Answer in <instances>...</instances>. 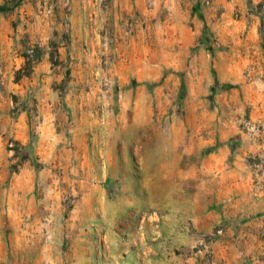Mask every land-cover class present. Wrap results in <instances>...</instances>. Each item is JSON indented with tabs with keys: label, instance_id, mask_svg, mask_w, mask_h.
Listing matches in <instances>:
<instances>
[{
	"label": "rangeland",
	"instance_id": "obj_1",
	"mask_svg": "<svg viewBox=\"0 0 264 264\" xmlns=\"http://www.w3.org/2000/svg\"><path fill=\"white\" fill-rule=\"evenodd\" d=\"M165 1L0 0V264L222 263L223 226L173 244L165 198L170 169L222 145L234 158L214 61L232 46L264 57V0L185 1L200 25L183 70L168 65L164 39L184 27ZM247 111L240 130L264 139ZM246 161L264 191V147ZM242 256L264 264V244Z\"/></svg>",
	"mask_w": 264,
	"mask_h": 264
},
{
	"label": "crops",
	"instance_id": "obj_2",
	"mask_svg": "<svg viewBox=\"0 0 264 264\" xmlns=\"http://www.w3.org/2000/svg\"><path fill=\"white\" fill-rule=\"evenodd\" d=\"M185 1L188 4L193 0H166L164 3L175 11V17L172 18L174 22L169 26L184 27V33L164 39L168 44V65L179 70H183L186 65L190 47L197 44L200 25L193 15L178 13L190 6ZM155 2L151 0L148 14L154 13ZM216 2L213 0L212 4ZM190 22L194 26H190ZM237 49L232 46L230 52L220 53L214 61L218 78L232 85L218 96V103L230 108L231 113H227L223 119L218 117L217 121L222 123L218 128L219 140L232 136L239 139L240 145L234 152V158L229 159L231 151L222 145L185 167L170 169L169 177L171 173L173 177L165 198L168 202L178 204L177 208L170 209L169 215L172 225L177 229L173 244L194 246L201 242L202 235L223 226V235L211 242L219 251L221 264H240L243 261L242 254H245L249 245L260 249L264 244V191L254 187L252 169L246 161L247 156L264 147V139L262 135L252 136L238 126L246 109L252 121L264 122V57L261 53L256 56L241 55ZM148 57V61L150 59L154 63L153 50L148 53ZM208 57L201 48L194 55V64L196 67L198 65L200 71L206 67ZM199 104H202L201 100ZM200 147L194 148V154L201 150ZM188 260L194 264L193 259Z\"/></svg>",
	"mask_w": 264,
	"mask_h": 264
}]
</instances>
